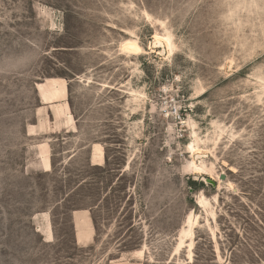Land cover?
<instances>
[{"label": "rangeland", "instance_id": "1", "mask_svg": "<svg viewBox=\"0 0 264 264\" xmlns=\"http://www.w3.org/2000/svg\"><path fill=\"white\" fill-rule=\"evenodd\" d=\"M0 264H264V0H0Z\"/></svg>", "mask_w": 264, "mask_h": 264}, {"label": "bare ground", "instance_id": "2", "mask_svg": "<svg viewBox=\"0 0 264 264\" xmlns=\"http://www.w3.org/2000/svg\"><path fill=\"white\" fill-rule=\"evenodd\" d=\"M155 40L157 43H160V44H164L166 47H168L170 49V51L172 50V41L169 37H159V36H156L155 37ZM125 49L130 51V52H134V53H139L141 52V47L134 41H130V42H127L125 44ZM59 118V117H58ZM61 118V117H60ZM58 120V119H57ZM66 124L68 126H72V123H73V119H72V116L71 115H67V118H66ZM191 150L192 152H196L197 150L194 149V146H191ZM100 153V158H103V153L101 152V150H98ZM97 157V156H96ZM95 158V157H94ZM34 159V158H33ZM32 165V164H31ZM193 167L195 170H198V171H201L203 170L202 168H200L195 162L192 163ZM201 204H202V201H201ZM77 233H78V239L81 243H85V242H89L91 241L92 239V233H93V230L92 229H86V228H78L77 230ZM185 233V232H184ZM186 234V233H185ZM191 238L193 239L194 238V234L191 233ZM183 240V239H182ZM183 244V242H182ZM193 246V244L191 243V247ZM192 252L190 253V259L191 261L193 260V257H192Z\"/></svg>", "mask_w": 264, "mask_h": 264}, {"label": "built area", "instance_id": "3", "mask_svg": "<svg viewBox=\"0 0 264 264\" xmlns=\"http://www.w3.org/2000/svg\"><path fill=\"white\" fill-rule=\"evenodd\" d=\"M174 119L176 120V121H182V115H181V113H180V111H178V110H175V112H174Z\"/></svg>", "mask_w": 264, "mask_h": 264}, {"label": "water", "instance_id": "4", "mask_svg": "<svg viewBox=\"0 0 264 264\" xmlns=\"http://www.w3.org/2000/svg\"><path fill=\"white\" fill-rule=\"evenodd\" d=\"M221 179L224 180V179H225V175H222V176H221ZM207 181H208L209 183H211L212 185H215V182L212 181L211 179H207Z\"/></svg>", "mask_w": 264, "mask_h": 264}, {"label": "crops", "instance_id": "5", "mask_svg": "<svg viewBox=\"0 0 264 264\" xmlns=\"http://www.w3.org/2000/svg\"><path fill=\"white\" fill-rule=\"evenodd\" d=\"M70 115V114H69ZM72 116V115H71Z\"/></svg>", "mask_w": 264, "mask_h": 264}]
</instances>
